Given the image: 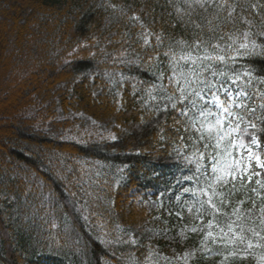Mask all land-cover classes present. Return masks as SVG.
I'll return each mask as SVG.
<instances>
[{"label": "trees", "instance_id": "1", "mask_svg": "<svg viewBox=\"0 0 264 264\" xmlns=\"http://www.w3.org/2000/svg\"><path fill=\"white\" fill-rule=\"evenodd\" d=\"M245 31H264V0H0V264H185L186 252H195L186 264H264V247L201 250L174 151L182 143L190 151L194 133L176 112L152 111L145 91L169 73L164 53L179 52L180 41L223 46ZM242 63L264 78V59ZM68 166L90 169L102 197L88 220L58 179ZM41 181L55 206H41ZM134 187L153 191L156 207L126 208ZM244 196H230L225 211Z\"/></svg>", "mask_w": 264, "mask_h": 264}, {"label": "snow or ice", "instance_id": "2", "mask_svg": "<svg viewBox=\"0 0 264 264\" xmlns=\"http://www.w3.org/2000/svg\"><path fill=\"white\" fill-rule=\"evenodd\" d=\"M132 19L139 20V17ZM245 22L251 26V21ZM141 27H144L142 22ZM151 35L146 30V44ZM241 36L239 42L230 36L231 43L223 46L201 39L191 45L180 41L179 52L170 48L164 53L169 73L166 75L160 70L156 76L159 83L145 89L149 99L155 102L151 105L152 111L176 112L186 121L185 132L191 128L194 133L188 136L190 151H185L190 147L188 143L174 148L181 161L179 167L184 171L176 181L184 194V207L199 220L190 231L204 234L201 250L213 254L227 251L231 256L264 247V244H254L249 237L251 234L264 241V90L259 87L264 84V78L255 76L253 69L242 63L252 58L264 59V43H258L256 38L264 41V31L255 34L245 31ZM155 39L158 47L161 38L156 35ZM179 140L183 142L185 137L180 136ZM79 172L77 175L72 167H61L58 179L63 182L69 202L78 206L82 214L87 213L83 218L88 220L97 215L93 208L102 197L96 191L91 170L81 167ZM115 184L119 187L118 181ZM45 188L42 181L37 185L41 206H55L57 194L51 189L45 192ZM241 189L245 190L244 198L231 211H225L231 204L229 197ZM176 199L181 200V196L177 195ZM249 201L252 207L245 210L243 205ZM257 201L262 202L259 208ZM176 215L183 219L180 212ZM55 226L53 222L52 227ZM118 242L136 244L135 239H118ZM152 255L156 254L149 249V256ZM194 255L195 252H186L180 259L186 264ZM162 259L169 261L167 256ZM261 261L264 262V257Z\"/></svg>", "mask_w": 264, "mask_h": 264}, {"label": "rangeland", "instance_id": "3", "mask_svg": "<svg viewBox=\"0 0 264 264\" xmlns=\"http://www.w3.org/2000/svg\"><path fill=\"white\" fill-rule=\"evenodd\" d=\"M131 202H135L137 206L149 207L150 209L156 207L157 205L154 199H142L141 197L130 198V201H128L126 205L130 204Z\"/></svg>", "mask_w": 264, "mask_h": 264}]
</instances>
